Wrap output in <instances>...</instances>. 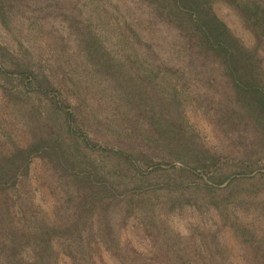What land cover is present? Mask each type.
Masks as SVG:
<instances>
[{"label": "trees", "instance_id": "obj_1", "mask_svg": "<svg viewBox=\"0 0 264 264\" xmlns=\"http://www.w3.org/2000/svg\"><path fill=\"white\" fill-rule=\"evenodd\" d=\"M77 1L0 0L16 42H0V264H110L105 254L118 264H264V0H126L128 11L102 0L115 50L95 39ZM17 14L60 21L80 51L82 87L71 69L33 60L13 33ZM183 68L213 87L216 126L234 130L224 145L207 144L193 120L205 96L163 75ZM126 102L146 118L118 146L109 139L119 112H140ZM99 104L101 133L86 120L99 121ZM186 207L198 216L183 231L172 219ZM128 225L134 238L122 236Z\"/></svg>", "mask_w": 264, "mask_h": 264}, {"label": "rangeland", "instance_id": "obj_2", "mask_svg": "<svg viewBox=\"0 0 264 264\" xmlns=\"http://www.w3.org/2000/svg\"><path fill=\"white\" fill-rule=\"evenodd\" d=\"M113 1H117V0H113ZM125 1L126 0H122V1L120 0V3L122 7L125 10H127V8L128 9L130 8V3ZM109 3L111 2L109 0H106V4ZM100 6H105V2L102 0H80L76 2V8L79 11L78 14L80 13L81 15V13L82 14L85 13L82 22L86 25L92 26V28L94 29L93 32L96 31L97 34V37L95 39L101 41L100 43L103 45V47L105 46V44H107L110 48L111 44L109 38L113 39L114 35L112 34V31L107 29L108 26L105 25L103 22L104 20L102 19V15L100 12L101 10L99 9ZM214 9L217 12V14L221 18H223L235 30V32L242 37V39L246 43H251V36L249 31L241 25L238 18L226 6V4H224L223 2H216L214 4ZM20 17H22V19L19 20ZM33 18H34L33 16L29 18L26 17V15L21 16V14L13 15L10 21L11 27L13 29V33L19 36V38H21L25 48H27L26 51H29L30 55L34 57L33 58L34 61L35 59L38 58L42 61H45L44 62L45 64L49 63L51 65L53 64L56 65L55 68L61 65L65 69H71L72 77H74L72 78L74 79V84L77 81L79 85L78 87H82L80 85L82 82V80L80 79H83L81 75L82 70H80L82 67L79 61L80 51L79 49H76V45H74L73 43V38L71 36L66 35L65 32L61 34V32H63V25L60 23V21L58 20H54V21L52 20L50 22L48 21L50 23L49 25H45L44 27H41L39 26L40 24L39 22L35 20L31 21ZM0 42L9 44V48L16 47V42L13 38V35L9 33V31L5 30L1 25V23H0ZM115 47L111 46L113 50L116 49ZM63 56H66V58H63ZM163 73H164L163 75L165 76L176 78L179 84L181 85V87H183L185 90H190L195 93H198L201 97L205 96L204 103L206 105L205 107H203V112L201 111L202 109H200L197 115L193 117V120L195 121L196 125L199 128L200 134H202L204 138L207 140L206 141L207 144L211 146H215V145L219 146V144L221 146L224 145L223 140H225L227 136L234 134L233 132L234 130L232 126L231 127L224 125L219 127L216 126L218 120L220 119V111L218 110V105L213 103L216 97V94L213 92V87L208 88L207 83L198 79L197 76L194 77L195 76L194 72L185 68L178 69L177 71H173V72L164 70ZM151 76H153V74H151ZM157 79L159 80V78ZM151 80L154 82L153 78H151ZM93 81L95 82V85H100V82H98L97 80H93ZM129 83L133 84L131 82ZM124 105L125 107L130 108L131 113H133V111L139 110L135 105H132L133 107L132 109L128 102H126ZM111 106L112 105L110 103L106 104V108H108L107 114L112 116H117L118 113H116L115 110L110 108ZM134 114H135L134 115L135 118L134 117L131 118L128 117L127 113H124V115L121 116V113L119 112L118 116H120L119 120L122 121V124H120V126H118V124L115 126L119 127L121 132L119 135H117L111 131H108L107 129H104L106 133H112L117 137V138L110 137L109 140L117 143V145L120 146L126 143L124 142L125 140L127 141L130 140L129 137L125 134L126 132H128L129 134H133L135 132L137 133L139 131H143L144 125L142 126L140 125L142 124L141 121H144L145 120L144 118H146V116L144 115V113H142V111H140L139 113L134 112ZM189 114L192 117V114L191 113ZM93 115L95 116L94 118H99V121L92 122V120L90 119H86V120L89 121V123H91L90 128L94 129L95 131L97 130L98 133H101L104 127L102 126L104 124L102 123V117H101V116H105L104 107L101 106L100 104L96 106ZM164 123L167 124L166 121ZM110 126H113V124H110ZM122 138L124 139V141ZM99 139H103V137L100 136ZM39 166H40L39 158L36 156L33 157L30 162V170L32 172H38ZM197 216L198 213H196V211H192V209L186 207L179 214L174 216L172 221L178 229L185 231L187 229V225L189 221L194 218H197ZM226 234H227V238H226L227 242L230 244L231 250L234 254L233 258L236 261H242V256L239 255V251L237 249L238 243L233 239V237L228 231H226ZM134 235H135V230L131 225L126 226L122 232L123 237L134 238ZM104 258L110 264H118L108 254H105Z\"/></svg>", "mask_w": 264, "mask_h": 264}]
</instances>
